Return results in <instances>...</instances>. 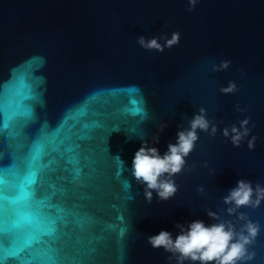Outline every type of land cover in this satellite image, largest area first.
I'll return each instance as SVG.
<instances>
[{
  "label": "water",
  "instance_id": "1",
  "mask_svg": "<svg viewBox=\"0 0 264 264\" xmlns=\"http://www.w3.org/2000/svg\"><path fill=\"white\" fill-rule=\"evenodd\" d=\"M188 7L0 0V181L6 197L16 194L14 204L5 200L0 264H169L148 237L168 231L175 239L177 223H215L208 209L235 220L221 211L222 198L241 179L264 185V0ZM173 32L180 42L163 52L137 43ZM224 60L229 68L213 72ZM229 81L238 91L222 94ZM201 107L218 125L215 137L198 132L185 170L173 177L176 194L160 200L153 192L148 203L131 173L135 153L147 141L165 154ZM246 117L255 127L233 147L222 129ZM239 211L260 225L249 264H264V202Z\"/></svg>",
  "mask_w": 264,
  "mask_h": 264
},
{
  "label": "clouds",
  "instance_id": "2",
  "mask_svg": "<svg viewBox=\"0 0 264 264\" xmlns=\"http://www.w3.org/2000/svg\"><path fill=\"white\" fill-rule=\"evenodd\" d=\"M199 0H188V11L195 9ZM164 41V43H160ZM180 42V33L173 32L171 38L162 33L157 37L146 39L140 36L137 43L148 51L163 52L165 48L171 49ZM231 64L230 60L221 61L212 65L213 72L227 70ZM243 70H241L242 72ZM222 94H234L238 91L237 85L229 81L226 87H221ZM237 112L247 111L239 104L235 106ZM251 117H246L239 121V125L231 124L222 129V135L229 139L233 147L239 148L241 143L249 137L255 124L249 127ZM167 127L166 123L159 125L162 132ZM218 125L207 118V110L199 108L198 114H194L188 122V127L178 131L177 142L168 145V150L161 155L156 147H149L144 141L140 149L135 153L132 161L131 173L137 183L144 185V197L148 203L153 199V192L160 200L172 198L178 191V186L173 177L181 174L185 170L186 158L193 152L196 142L199 140L198 132L207 133L215 137ZM257 137L252 135L247 139L248 149L254 150ZM159 133L152 137L153 143H158ZM123 164V161H121ZM204 167H208L207 161ZM197 192L205 193V188L199 186ZM226 205L225 211L228 216L235 217V220L223 219L219 212L210 209L206 211L207 216L216 221L206 225L202 220H194L188 224L177 223L175 227L179 230L175 239L172 233L161 231L157 235L148 237V243L154 249L163 248L169 253L168 261L172 264H249L256 253L250 251L259 232L260 225L249 219L246 213L240 212L242 207L253 210L260 207L264 202V185L257 182L253 187L251 181L241 179L237 186L232 188L226 196L222 198ZM239 224V229H237Z\"/></svg>",
  "mask_w": 264,
  "mask_h": 264
},
{
  "label": "snow or ice",
  "instance_id": "3",
  "mask_svg": "<svg viewBox=\"0 0 264 264\" xmlns=\"http://www.w3.org/2000/svg\"><path fill=\"white\" fill-rule=\"evenodd\" d=\"M36 183V179L34 178L31 181V185H34ZM25 195H28L27 192H25ZM5 200H7L9 203L14 204L16 202V194L15 192L10 193L7 197L4 195V189H3V182L0 181V232H2L5 222H6V214H5ZM11 222L12 227H9V223ZM7 227L13 231L18 229L16 226V220L15 216L11 215L10 218L7 219ZM24 245V250L26 252H30L32 248V243L28 241L26 238L23 239L22 243ZM0 249H4V245L0 243Z\"/></svg>",
  "mask_w": 264,
  "mask_h": 264
}]
</instances>
